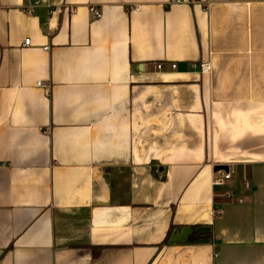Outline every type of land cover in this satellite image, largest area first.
<instances>
[{
    "label": "crops",
    "instance_id": "crops-1",
    "mask_svg": "<svg viewBox=\"0 0 264 264\" xmlns=\"http://www.w3.org/2000/svg\"><path fill=\"white\" fill-rule=\"evenodd\" d=\"M30 1L0 0V264H264V0Z\"/></svg>",
    "mask_w": 264,
    "mask_h": 264
},
{
    "label": "built area",
    "instance_id": "built-area-1",
    "mask_svg": "<svg viewBox=\"0 0 264 264\" xmlns=\"http://www.w3.org/2000/svg\"><path fill=\"white\" fill-rule=\"evenodd\" d=\"M199 2V0H169L170 5H188L192 6L195 5ZM48 0H31L28 4L27 7L24 8V11L28 14H35L40 8L44 7L45 5L50 7L48 5ZM90 12L93 16L96 18L100 19L102 18V13L101 10L96 8V7H91ZM30 45V39H27L24 43V46H29ZM46 51L49 50V47L45 48ZM179 66L177 63H170L168 69L171 71H176L178 70ZM155 70L158 72H164L166 71V65L162 62L157 63L155 65ZM188 70L196 73H200L202 75H210L211 74V65L209 63L205 62H199V63H192L188 66ZM38 87H46L45 85L42 84V82L37 83ZM234 170L229 167V170L226 172L224 170H219L214 172V177H213V185L217 188L224 189L228 188V182L232 179ZM245 186L249 188L248 182H245ZM225 196L228 199L232 198V195L228 192V190L225 192ZM242 202V201H240ZM215 215L218 217L221 215V210L216 209L215 210Z\"/></svg>",
    "mask_w": 264,
    "mask_h": 264
},
{
    "label": "trees",
    "instance_id": "trees-1",
    "mask_svg": "<svg viewBox=\"0 0 264 264\" xmlns=\"http://www.w3.org/2000/svg\"><path fill=\"white\" fill-rule=\"evenodd\" d=\"M211 234L207 233V232H201L199 231V227L194 228L193 233L191 234L190 238H189V243L190 244H198V243H203L206 241H209L211 239ZM167 239V243H168Z\"/></svg>",
    "mask_w": 264,
    "mask_h": 264
},
{
    "label": "water",
    "instance_id": "water-1",
    "mask_svg": "<svg viewBox=\"0 0 264 264\" xmlns=\"http://www.w3.org/2000/svg\"><path fill=\"white\" fill-rule=\"evenodd\" d=\"M219 170L228 171L229 168H228V167H216V168H215V171H219Z\"/></svg>",
    "mask_w": 264,
    "mask_h": 264
}]
</instances>
